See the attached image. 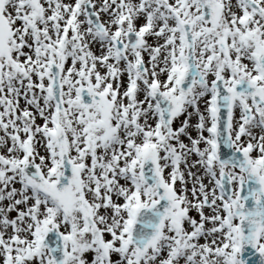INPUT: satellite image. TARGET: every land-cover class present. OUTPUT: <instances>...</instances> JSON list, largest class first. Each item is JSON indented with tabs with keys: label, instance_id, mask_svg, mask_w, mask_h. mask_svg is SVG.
I'll return each mask as SVG.
<instances>
[{
	"label": "snow or ice",
	"instance_id": "obj_1",
	"mask_svg": "<svg viewBox=\"0 0 264 264\" xmlns=\"http://www.w3.org/2000/svg\"><path fill=\"white\" fill-rule=\"evenodd\" d=\"M0 264H264V0H0Z\"/></svg>",
	"mask_w": 264,
	"mask_h": 264
}]
</instances>
